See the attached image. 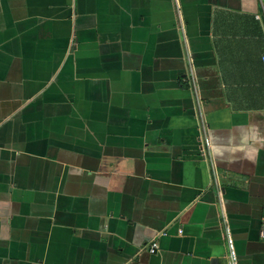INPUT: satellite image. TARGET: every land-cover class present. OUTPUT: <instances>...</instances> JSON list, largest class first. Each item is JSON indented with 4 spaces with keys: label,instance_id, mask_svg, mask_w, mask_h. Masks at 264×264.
<instances>
[{
    "label": "crops",
    "instance_id": "obj_1",
    "mask_svg": "<svg viewBox=\"0 0 264 264\" xmlns=\"http://www.w3.org/2000/svg\"><path fill=\"white\" fill-rule=\"evenodd\" d=\"M263 57V0H0V264H264Z\"/></svg>",
    "mask_w": 264,
    "mask_h": 264
},
{
    "label": "built area",
    "instance_id": "obj_2",
    "mask_svg": "<svg viewBox=\"0 0 264 264\" xmlns=\"http://www.w3.org/2000/svg\"><path fill=\"white\" fill-rule=\"evenodd\" d=\"M263 59H264V57H263ZM201 127H203V130H204V126L202 123H201ZM201 147H202V152H204V156H206L205 154H207L209 151L210 140H209L208 136H206L205 134L202 137V146ZM225 233H226V241H227V246H228V260H227L228 264H237L235 248H234L233 240L230 236V230L228 228H226ZM259 237L261 240H264V210L261 214ZM156 246H157L156 242H152L148 246L147 249L150 252H153L156 249Z\"/></svg>",
    "mask_w": 264,
    "mask_h": 264
},
{
    "label": "water",
    "instance_id": "obj_3",
    "mask_svg": "<svg viewBox=\"0 0 264 264\" xmlns=\"http://www.w3.org/2000/svg\"><path fill=\"white\" fill-rule=\"evenodd\" d=\"M263 3H264V0H263Z\"/></svg>",
    "mask_w": 264,
    "mask_h": 264
}]
</instances>
